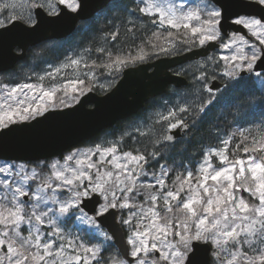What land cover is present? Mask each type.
Wrapping results in <instances>:
<instances>
[{"label": "snow or ice", "instance_id": "1", "mask_svg": "<svg viewBox=\"0 0 264 264\" xmlns=\"http://www.w3.org/2000/svg\"><path fill=\"white\" fill-rule=\"evenodd\" d=\"M85 6L0 0V47L9 52L17 32L103 11L121 14L112 19L123 17L128 41L119 47L113 23L110 46L65 56L36 83H0V264H264V0H102L90 17ZM200 50L191 81L177 82L188 89L181 102L151 123L77 148L64 164L7 155L55 138L38 126L100 77L111 88L130 65ZM252 100L259 124L240 125L255 117ZM221 106L234 109L232 123L217 124L215 143L177 166L178 140L202 132Z\"/></svg>", "mask_w": 264, "mask_h": 264}, {"label": "water", "instance_id": "2", "mask_svg": "<svg viewBox=\"0 0 264 264\" xmlns=\"http://www.w3.org/2000/svg\"><path fill=\"white\" fill-rule=\"evenodd\" d=\"M101 2L102 0H85L84 16L90 17ZM81 20L86 19L75 22L69 20L33 36L17 32L16 44L10 52L0 47V72L12 69L26 56L30 46L52 38L67 37ZM16 47L20 51H17ZM202 52L203 50H200L174 58L161 56L150 62L129 66L115 85L105 93L92 89L81 96L79 103L72 108H62L55 115L49 113V119L38 127L56 129L58 134L55 138L36 143L23 152L9 151L7 155H21L33 160L61 156L65 151L90 140L102 130L114 126L119 120L138 113L151 97L166 92L170 84L178 87V81L188 80L187 77L176 76L172 68L201 57Z\"/></svg>", "mask_w": 264, "mask_h": 264}, {"label": "trees", "instance_id": "3", "mask_svg": "<svg viewBox=\"0 0 264 264\" xmlns=\"http://www.w3.org/2000/svg\"><path fill=\"white\" fill-rule=\"evenodd\" d=\"M129 3H131V0H128ZM116 15H121L119 12H108L103 11L97 14L94 18V20H84L80 21L77 29L68 37L62 38V39H53L49 41H45L42 43H39L38 45L33 46L29 49L27 56L19 61L17 65L9 70L2 72L3 74H10L15 75L17 73L16 71H19V74H23L24 72H29L30 69H39L42 68L43 65L47 62L57 61L65 54L68 53V51L71 49L70 45L74 44L77 47H83L84 49L90 48V49H98L101 46L108 47L111 43H115L113 41H110L109 39V32L112 30V24L115 23L122 33L120 39L123 41L119 45V47H127L128 41L123 36L124 27L121 23V20L123 17H121V20H113L112 17ZM48 45V46H45ZM96 55H99L98 53H95L93 58H95ZM182 67H176L174 68L175 71L180 70ZM186 71V70H185ZM188 72L189 77H191V72ZM101 79H105L103 76L100 77ZM12 81V80H11ZM15 81V80H13ZM93 89L99 91V86L94 85L92 87ZM178 90V89H176ZM186 91V92H184ZM188 89L184 88L182 92V96L179 97V95H176L178 98L172 99L171 103H179L182 100V97L185 96ZM171 92L168 91L167 93L156 96L151 98L147 103L143 110L139 112L136 116H131L125 119L120 120L114 127L110 128L111 132H113L114 136H117L118 131H124L126 130L128 126V122L131 121L133 118L141 115L144 113L147 109H153L157 110L160 106H162V99L165 98L168 100H171L170 98ZM246 106L248 109H250L251 112L255 114V117L253 116H247V117H240V125H244L247 127H254L251 121L252 119H256V124H259V112H260V106L254 101H246ZM234 109L231 108H225L224 106L219 107L215 110L214 114L208 118L205 125L202 126L204 130L202 132L197 133L195 136H192L191 134L188 137H185L183 141H179L176 145L175 152L177 153L176 156V164L179 165L180 161L184 157H191L193 159L198 158L199 153L201 149L203 148L206 150L207 147L213 145L215 142L212 138V131L214 130L215 126L219 124L221 127H227L229 124L232 123V117L230 115L231 112H233ZM95 139V138H94ZM93 139V140H94ZM191 141V142H189ZM171 151V150H169ZM185 162H187L185 160ZM71 226V225H69Z\"/></svg>", "mask_w": 264, "mask_h": 264}, {"label": "rangeland", "instance_id": "4", "mask_svg": "<svg viewBox=\"0 0 264 264\" xmlns=\"http://www.w3.org/2000/svg\"><path fill=\"white\" fill-rule=\"evenodd\" d=\"M70 48L71 49L68 51L67 54H65L63 56V58H61V59H59L57 61L54 60L52 62H47V63H45L43 65L42 68L30 69L29 72L26 71V72H24L21 75L19 74V71H16L17 73H15V75H10V74H6L5 75L3 73H0V83H7V82H9L11 80L12 81L15 80V81H21V82L36 83V76L37 75H44L46 70L51 71V68H49V64H51L52 67L58 66L59 63L63 61L65 56H73L77 52H83L84 51L83 47L80 48V47L75 46L74 44H71ZM195 64H188L187 66H183L181 71H185L186 70V71L192 72L194 70V68H195ZM190 65H191V67H189ZM68 72L71 73V70L69 69ZM25 77H31V79L30 80H25ZM101 83L107 85V81L105 79L99 80L95 85L99 86ZM47 86H48L47 81H45V87H47ZM99 88H100L99 92H105V91L110 89L108 87L101 88L100 86H99ZM170 91H172V93L170 95L171 100L167 101V99L163 98L162 99V106H160L157 110L147 109L141 115L133 118L131 121L128 122V126H127L126 130L118 131L117 132V136H114L113 132H111L110 129L104 130L99 135H97V137L94 140H91V141H88V142L83 143L81 145L75 146V147L69 149L68 151H66L65 153H63V155H61V156H55V157L48 158L49 162H51L52 159H58V160H60L61 164H64V160L62 159V156H67L72 151H75L77 148H79L81 150H84V149H87L89 147L94 146V144H96V143H102L104 141H115V140H118L124 133L131 131L133 128L141 127L142 125H144L146 123H151V119L150 118L155 117L156 113L164 111L165 106H169L170 107L172 105L171 101H172L173 98L177 100L180 96H182V92L176 91L174 89V87H171ZM184 92H186V91H184ZM173 94H175V95H173ZM178 94H180V95L177 98L176 95H178ZM78 98H80V97H78ZM206 150H207V148H206ZM68 163L70 165L72 164V162H68ZM69 227L71 228V226H69Z\"/></svg>", "mask_w": 264, "mask_h": 264}, {"label": "flooded vegetation", "instance_id": "5", "mask_svg": "<svg viewBox=\"0 0 264 264\" xmlns=\"http://www.w3.org/2000/svg\"><path fill=\"white\" fill-rule=\"evenodd\" d=\"M30 49V48H29ZM29 51V50H28Z\"/></svg>", "mask_w": 264, "mask_h": 264}]
</instances>
